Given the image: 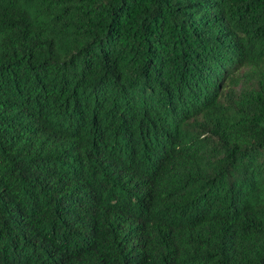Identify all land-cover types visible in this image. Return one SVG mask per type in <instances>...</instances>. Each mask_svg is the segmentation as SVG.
<instances>
[{
    "label": "trees",
    "instance_id": "trees-1",
    "mask_svg": "<svg viewBox=\"0 0 264 264\" xmlns=\"http://www.w3.org/2000/svg\"><path fill=\"white\" fill-rule=\"evenodd\" d=\"M0 264H264V0H0Z\"/></svg>",
    "mask_w": 264,
    "mask_h": 264
}]
</instances>
